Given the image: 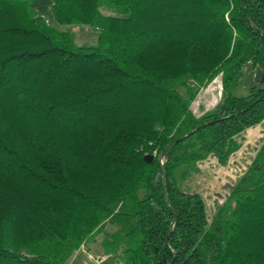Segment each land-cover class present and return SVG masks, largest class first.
<instances>
[{
	"label": "trees",
	"instance_id": "trees-1",
	"mask_svg": "<svg viewBox=\"0 0 264 264\" xmlns=\"http://www.w3.org/2000/svg\"><path fill=\"white\" fill-rule=\"evenodd\" d=\"M38 1L0 0V264H69L101 234L106 264H264V139L211 219L181 185L264 121L243 84L264 72V0H51V19Z\"/></svg>",
	"mask_w": 264,
	"mask_h": 264
},
{
	"label": "rangeland",
	"instance_id": "rangeland-1",
	"mask_svg": "<svg viewBox=\"0 0 264 264\" xmlns=\"http://www.w3.org/2000/svg\"><path fill=\"white\" fill-rule=\"evenodd\" d=\"M51 0H39L38 10L47 18H52ZM105 14H113L109 9H103ZM69 30L79 44H96L98 31L92 27L84 25L64 26ZM257 70L250 65L246 67L243 84L251 86L260 84L264 87V81H257ZM245 91V90H244ZM223 96V87L220 77L212 79L203 90H200L198 97L192 102V109L198 116L213 109ZM264 139V121L254 128L248 129L239 136L241 148L231 157L227 165H221L218 159L210 156L197 164V170L191 172L185 180L181 182L182 188L186 192L200 193L206 200L209 218L211 219L216 211L217 203L223 204L230 194L231 189L237 180L248 170L253 162L258 150L262 146ZM108 231H114L115 226L107 225ZM103 234L82 247L74 254L69 264L78 261L82 264H106L104 260V249L101 245ZM111 264V263H109Z\"/></svg>",
	"mask_w": 264,
	"mask_h": 264
},
{
	"label": "water",
	"instance_id": "water-1",
	"mask_svg": "<svg viewBox=\"0 0 264 264\" xmlns=\"http://www.w3.org/2000/svg\"><path fill=\"white\" fill-rule=\"evenodd\" d=\"M256 80L257 81H264V72H262L261 69L257 70ZM144 158H145L146 161L152 162L155 159V156L152 155V154H147V155H145ZM163 180H164V185H165V194H166V197L168 199V192H167V187H166V171H165V169L163 170ZM168 202H169L170 205H172V203L170 202L169 199H168ZM118 264H124V263H118Z\"/></svg>",
	"mask_w": 264,
	"mask_h": 264
},
{
	"label": "built area",
	"instance_id": "built-area-1",
	"mask_svg": "<svg viewBox=\"0 0 264 264\" xmlns=\"http://www.w3.org/2000/svg\"><path fill=\"white\" fill-rule=\"evenodd\" d=\"M203 90V88L201 89V91ZM150 145H152V143H150ZM143 150V149H142ZM157 153H158V151L157 150H154V152L152 153V155H154L155 157L157 156ZM146 154H151V153H146ZM160 162H161V164H163L164 163V159H163V157H161V159H160Z\"/></svg>",
	"mask_w": 264,
	"mask_h": 264
},
{
	"label": "crops",
	"instance_id": "crops-1",
	"mask_svg": "<svg viewBox=\"0 0 264 264\" xmlns=\"http://www.w3.org/2000/svg\"><path fill=\"white\" fill-rule=\"evenodd\" d=\"M254 128V127H253ZM252 129V128H251Z\"/></svg>",
	"mask_w": 264,
	"mask_h": 264
}]
</instances>
